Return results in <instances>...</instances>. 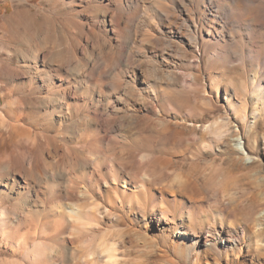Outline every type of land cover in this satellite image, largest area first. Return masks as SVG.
I'll return each instance as SVG.
<instances>
[{
	"label": "bare ground",
	"instance_id": "6f19581e",
	"mask_svg": "<svg viewBox=\"0 0 264 264\" xmlns=\"http://www.w3.org/2000/svg\"><path fill=\"white\" fill-rule=\"evenodd\" d=\"M10 1L13 10L0 15V237L32 262L93 264L102 256L119 264L104 233L85 254L75 244L124 207L141 216L154 210L153 183L195 138L192 131L184 139L180 122L213 102L239 108L238 76L250 77L249 60L262 51L254 40L264 38V0ZM178 94L193 100L181 121ZM226 118L204 128L221 140ZM142 140L162 147L138 154ZM161 218L153 222L165 242ZM253 225L264 232V208ZM176 233L217 251L209 231L188 225ZM221 233L237 244L234 230Z\"/></svg>",
	"mask_w": 264,
	"mask_h": 264
},
{
	"label": "rangeland",
	"instance_id": "374dc122",
	"mask_svg": "<svg viewBox=\"0 0 264 264\" xmlns=\"http://www.w3.org/2000/svg\"><path fill=\"white\" fill-rule=\"evenodd\" d=\"M30 1L34 5H43V0ZM12 10L10 0L0 3V15H7ZM261 13L264 9L260 10ZM254 43L261 46L262 51L257 59L249 60L252 63L250 77L238 76L243 82L240 83L243 90L238 98L239 108H228L222 101L218 104L213 102L212 108L195 110L192 115L196 118L194 121L180 122L176 129L185 136L184 139L187 138L186 133L188 136L195 133V138L184 140L187 146L181 148V145L179 150H184L182 155L185 158L182 155L176 158L175 165H178L170 166L171 174L153 183L154 210H147L141 216L138 210L129 211L124 207L118 211V220L104 225L98 232L83 234L84 238L75 244L83 251L80 254H85L86 249L94 246L104 233L119 251V264H264V232L257 233L253 227L256 214L264 208V199L261 198L264 194V89L262 92L260 89L264 88V38L256 36ZM203 80L206 81L204 76ZM253 81L256 87L246 95L243 87ZM221 86L218 85L219 90L214 92L216 95L221 93ZM175 96L173 105L179 107L183 104L180 117H176L181 121V116L183 118L187 111L184 104L191 99L179 94ZM202 100L200 97L199 101ZM218 116H227L226 122L230 126L221 140L204 128ZM236 127L238 130L234 129ZM173 133L170 132V136ZM142 141L140 147L137 146L138 154L149 153L152 145L153 149L154 146L155 149L162 147L157 141ZM238 141L249 159L245 160L241 149L236 147ZM72 202L79 201L73 199ZM162 213L166 215V219L161 218L162 222L168 226L165 242L162 229L153 222V217ZM188 225L197 233L209 231V238L214 240L217 251L205 247L201 240L192 241L195 234L183 238L176 233L178 228ZM228 228L234 230V236L239 238L235 245L225 243L220 237L224 235L221 231ZM69 233L77 235L78 231L70 230ZM22 255L18 251L13 253L0 237V264H54L50 259L39 260L40 263L38 260L28 261ZM103 261L100 256L93 264H104Z\"/></svg>",
	"mask_w": 264,
	"mask_h": 264
}]
</instances>
